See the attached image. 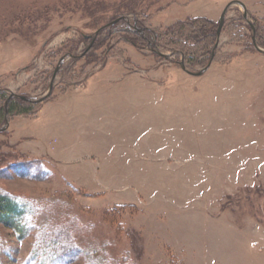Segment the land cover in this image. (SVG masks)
Segmentation results:
<instances>
[{
  "label": "rangeland",
  "instance_id": "374dc122",
  "mask_svg": "<svg viewBox=\"0 0 264 264\" xmlns=\"http://www.w3.org/2000/svg\"><path fill=\"white\" fill-rule=\"evenodd\" d=\"M127 2L0 0V264H264V0Z\"/></svg>",
  "mask_w": 264,
  "mask_h": 264
},
{
  "label": "trees",
  "instance_id": "16d2710c",
  "mask_svg": "<svg viewBox=\"0 0 264 264\" xmlns=\"http://www.w3.org/2000/svg\"><path fill=\"white\" fill-rule=\"evenodd\" d=\"M127 1L129 2H127V4L124 5L123 7L124 9L128 11L127 13H131L137 10L138 8H136V6H138L140 2L144 0L142 1L127 0ZM134 6L135 8H132ZM136 20L137 18L135 17L133 26H129L126 21L125 22L123 21L128 26V28L124 29V31H128L131 34L137 36L135 43L137 42L139 44L148 43L149 45L151 44V46H153V44H155L154 40L156 39L155 38L152 39L150 36L147 35V33L154 34L153 33L154 31L153 30L149 31L147 28L144 29L141 27H137ZM115 24L117 23L114 22L112 27H114ZM112 27L105 29L106 32H110ZM216 30H217L216 25L210 20L198 19L192 22H188L186 24L181 25L178 28V31L175 34L179 38V41H175V43L180 42V45L185 49L186 52H189V55H194L197 53V51L200 52V50H202L203 48H206L205 45L207 43H210L211 39L215 38ZM158 36H160V34H157V38ZM170 42H173V41L171 40ZM196 45H200V46H196ZM92 46L93 44L91 45V47ZM88 50L86 48L83 51V56L88 52ZM3 100H4V103L2 106H0V132L4 131L3 125H5L6 123L7 116L28 114L31 111L30 108L23 107L21 105L23 101L18 102V101H15L13 98H9V99L5 98ZM22 211H23V207L17 201L10 198L9 196L0 195V223L4 224L7 227H12L18 234L23 233L19 225L21 221Z\"/></svg>",
  "mask_w": 264,
  "mask_h": 264
},
{
  "label": "water",
  "instance_id": "95a60500",
  "mask_svg": "<svg viewBox=\"0 0 264 264\" xmlns=\"http://www.w3.org/2000/svg\"><path fill=\"white\" fill-rule=\"evenodd\" d=\"M233 3H239V4L244 8V11H245V6H244L243 3H241L240 1H234ZM230 4H231V3H230ZM228 7H229V4L225 7V9L223 10V12H222L221 15H220V18H219V21H218V27H217V31H216L217 36L219 35V33H220V31H221V28H222V25H223V22H224L225 13H226ZM244 15H246V14L244 13ZM97 32H98V31H97ZM91 45H92V44L90 43V44L88 45L87 49H89V48L91 47ZM215 47H216V45H215ZM215 47H214V48H215ZM211 54H212V57L210 58V61H209L208 65H207L206 67H204V69L200 70L199 72L194 73L195 75H200L202 72H204V71L209 67V65H210V63H211V61H212V58H213L214 51H212ZM82 55H83V53H82ZM64 59H65V57L63 56V57L59 60V63H58V65H57L56 69L54 70V73H53V75H52V80H51V83H50V85H49V92L47 93V95H45V97L40 98L38 101H43L44 98H46V97L49 95L50 90H51V87H52V84H53V80H54L55 75H56V73H57V70H58V68H59V64H60V62H62ZM181 67H182V69L185 70V67L183 66V64H182ZM12 96H15V95L12 94ZM22 98H24V97H22ZM6 124H8V123H6Z\"/></svg>",
  "mask_w": 264,
  "mask_h": 264
}]
</instances>
